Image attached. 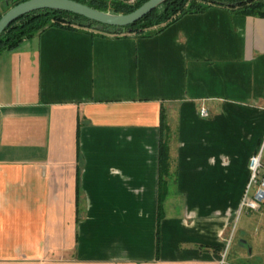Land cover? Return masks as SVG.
Instances as JSON below:
<instances>
[{"label": "crops", "instance_id": "1", "mask_svg": "<svg viewBox=\"0 0 264 264\" xmlns=\"http://www.w3.org/2000/svg\"><path fill=\"white\" fill-rule=\"evenodd\" d=\"M263 141L264 18L212 7L151 37L48 28L0 55V264H238L224 252Z\"/></svg>", "mask_w": 264, "mask_h": 264}, {"label": "trees", "instance_id": "2", "mask_svg": "<svg viewBox=\"0 0 264 264\" xmlns=\"http://www.w3.org/2000/svg\"><path fill=\"white\" fill-rule=\"evenodd\" d=\"M26 0H12L8 5L15 6ZM90 8L112 14H129L149 0H140L135 6L101 0H74ZM212 7H223L234 14L264 18V0H167L157 9L143 17L135 24L116 28L101 26L82 16L64 11L38 10L25 14L13 21L0 35V55L17 48L22 42L42 33L48 28L68 31H82L92 35L139 36L151 37L159 34L185 15L204 13ZM1 17V15H0ZM169 126L165 110L161 115V140L159 146V224L163 216L162 204L168 193V177L170 176ZM76 220L80 219V189L76 188ZM159 234V233H158ZM218 250V249H216Z\"/></svg>", "mask_w": 264, "mask_h": 264}, {"label": "water", "instance_id": "3", "mask_svg": "<svg viewBox=\"0 0 264 264\" xmlns=\"http://www.w3.org/2000/svg\"><path fill=\"white\" fill-rule=\"evenodd\" d=\"M167 0H149L141 7L129 14H112L101 12L81 4L74 0H26L9 8L0 17V35L13 21L19 17L38 10L64 11L82 16L88 20L98 23L97 28L109 26L116 28H125L140 21L143 17L150 14ZM215 1H234V0H215Z\"/></svg>", "mask_w": 264, "mask_h": 264}, {"label": "rangeland", "instance_id": "4", "mask_svg": "<svg viewBox=\"0 0 264 264\" xmlns=\"http://www.w3.org/2000/svg\"><path fill=\"white\" fill-rule=\"evenodd\" d=\"M9 8H11L10 5H0V15H3L5 12H7ZM261 149H263L262 159L264 164V141L260 147V151ZM171 187V190H173L175 185L173 184ZM245 224H247V226ZM244 227L248 230L246 231L248 233L245 234V239L247 242L244 246H241L236 238L242 236L244 231L239 229H244ZM234 235L236 236L235 240L233 239L228 247L226 244L224 260L231 261L233 258L240 257V255H242L245 260L238 264H264V205L259 211L243 212L235 226ZM239 252L241 253L238 254Z\"/></svg>", "mask_w": 264, "mask_h": 264}, {"label": "built area", "instance_id": "5", "mask_svg": "<svg viewBox=\"0 0 264 264\" xmlns=\"http://www.w3.org/2000/svg\"><path fill=\"white\" fill-rule=\"evenodd\" d=\"M107 3L116 2L127 6H135L140 0H101ZM12 0H0V5H8ZM203 117H208L206 109L201 110ZM263 149L251 156L249 160L250 178L245 190L241 212H256L264 205V164H263Z\"/></svg>", "mask_w": 264, "mask_h": 264}]
</instances>
